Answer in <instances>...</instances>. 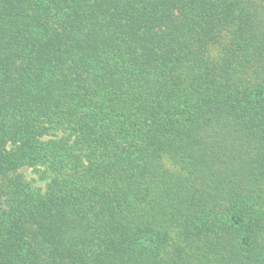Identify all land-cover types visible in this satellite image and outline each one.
Here are the masks:
<instances>
[{"label":"trees","instance_id":"trees-1","mask_svg":"<svg viewBox=\"0 0 264 264\" xmlns=\"http://www.w3.org/2000/svg\"><path fill=\"white\" fill-rule=\"evenodd\" d=\"M0 264H264V0H0Z\"/></svg>","mask_w":264,"mask_h":264},{"label":"rangeland","instance_id":"rangeland-1","mask_svg":"<svg viewBox=\"0 0 264 264\" xmlns=\"http://www.w3.org/2000/svg\"><path fill=\"white\" fill-rule=\"evenodd\" d=\"M164 163L169 169L177 170V167L174 166L168 158H164ZM19 171L33 187L38 188L41 191L45 190L47 178L40 177L42 174L41 167H23Z\"/></svg>","mask_w":264,"mask_h":264}]
</instances>
